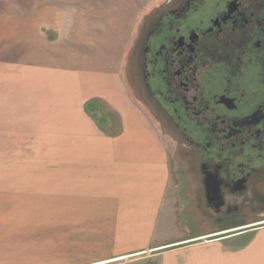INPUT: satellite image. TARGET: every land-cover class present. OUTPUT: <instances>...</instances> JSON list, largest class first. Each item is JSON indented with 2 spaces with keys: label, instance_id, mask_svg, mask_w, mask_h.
Returning <instances> with one entry per match:
<instances>
[{
  "label": "crops",
  "instance_id": "obj_1",
  "mask_svg": "<svg viewBox=\"0 0 264 264\" xmlns=\"http://www.w3.org/2000/svg\"><path fill=\"white\" fill-rule=\"evenodd\" d=\"M30 1L31 31L14 59L0 60V91L13 83L15 140L46 157L38 180L45 171L46 203L61 205L70 259L108 264L172 248L159 264H264V216L229 234L207 231L202 238L219 236L203 242L180 232L193 203L183 199L182 160L124 75L131 1L63 0L56 19V0ZM6 115L0 102V131Z\"/></svg>",
  "mask_w": 264,
  "mask_h": 264
},
{
  "label": "flooded vegetation",
  "instance_id": "obj_2",
  "mask_svg": "<svg viewBox=\"0 0 264 264\" xmlns=\"http://www.w3.org/2000/svg\"><path fill=\"white\" fill-rule=\"evenodd\" d=\"M153 12L132 42V79L218 229L263 217L264 0H160Z\"/></svg>",
  "mask_w": 264,
  "mask_h": 264
},
{
  "label": "rangeland",
  "instance_id": "obj_3",
  "mask_svg": "<svg viewBox=\"0 0 264 264\" xmlns=\"http://www.w3.org/2000/svg\"><path fill=\"white\" fill-rule=\"evenodd\" d=\"M65 1L56 0L53 3L52 11L54 14L52 16L55 19L69 6ZM70 1L74 3L78 0ZM130 1L132 21L134 24L137 23L134 29L136 31L154 13L153 11L157 7L148 13L147 9L154 5L156 0ZM30 3V0H0V57L2 58L0 60L14 59L16 47L20 45L22 40L28 39L33 16L28 10ZM23 34L27 36L22 38ZM130 53L127 55L128 59L124 60L126 82L136 101L145 107L153 121L159 126L162 134L174 146L175 141L173 142L169 138L172 130L165 126L159 113L142 94L139 81L135 84L132 79ZM15 96L14 85L8 80L5 89L0 91V102L5 103L7 109L5 124L3 125L5 130L0 131V264H75L76 260H72V257L70 259L69 253L64 250V221L61 218H56L61 216V213L56 212L61 211L59 209L61 205L46 203L45 171L41 170L44 179L41 182L38 180L40 174V167L38 166L41 165L38 164V161L41 159L45 162L46 157L27 153L31 151L29 147H21V142L14 138V108L9 107H13ZM177 150L175 153L182 160L179 150ZM29 164H35L36 170L34 172H25ZM181 164H179L180 177L183 180L180 181L185 187L183 199L186 198L189 202L192 200L193 203L188 208L182 209L183 215L188 214L189 219L186 221L181 219L180 223L183 228L179 227L180 232L192 237L199 236L194 238L193 243L213 240L219 236L202 238L200 234L207 231H215L222 235L231 233L235 228L233 225L218 229L220 224L214 220L212 211L210 208L208 209L204 197L200 194V187L190 181L191 175L185 166V162L183 165ZM240 200L242 199L240 198ZM181 215L182 213L180 217H182ZM254 217L242 218L237 227L258 222L260 216ZM252 230L247 231V239L254 237L256 232L253 233ZM170 249L172 248L144 253L135 259H123L108 264H159L160 255L169 252Z\"/></svg>",
  "mask_w": 264,
  "mask_h": 264
},
{
  "label": "water",
  "instance_id": "obj_4",
  "mask_svg": "<svg viewBox=\"0 0 264 264\" xmlns=\"http://www.w3.org/2000/svg\"><path fill=\"white\" fill-rule=\"evenodd\" d=\"M214 189H215L214 191H215V193H216V197L219 196V195H220L219 186H215ZM209 190H210V188H209ZM209 190L207 189L208 193L210 192ZM220 197H221V195H220Z\"/></svg>",
  "mask_w": 264,
  "mask_h": 264
}]
</instances>
